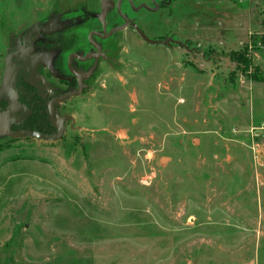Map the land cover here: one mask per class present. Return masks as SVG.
<instances>
[{"label":"rangeland","instance_id":"rangeland-1","mask_svg":"<svg viewBox=\"0 0 264 264\" xmlns=\"http://www.w3.org/2000/svg\"><path fill=\"white\" fill-rule=\"evenodd\" d=\"M118 1L0 0V87L9 55V88L41 85L64 39L42 78L76 91L54 59L101 48L59 138L0 114V264H264V0H124L91 46Z\"/></svg>","mask_w":264,"mask_h":264},{"label":"water","instance_id":"water-1","mask_svg":"<svg viewBox=\"0 0 264 264\" xmlns=\"http://www.w3.org/2000/svg\"><path fill=\"white\" fill-rule=\"evenodd\" d=\"M121 2H122V0H119L118 10H119L120 14L122 15V17L124 19V23L119 25V26L113 27L109 31H107L105 29L103 33H100L98 31H92L90 33V35H89V39L92 42H93V36L94 35L98 36L99 38H107L110 35H112L113 33L118 32V31H120L122 29H125L129 25L128 19L121 12V7H120ZM129 2L131 4L132 8L135 9V10H140L142 8H145V9H148V10H151V11H155L158 8V5L156 4V2H155V7L154 8L150 7L149 5H147L145 3H142V4L138 5V6H135L132 0H129ZM105 4H106V2H105V0H103V7H102V22L103 23H104V18H105ZM93 45H94V47L97 50L96 53H94V54L93 53H89V54H86L85 56H80V55H77V54H71L68 57V67H69V70L73 73V75L78 79V89L76 91L67 92V93H64L63 95H61L59 97L53 98V99L50 100V102L48 104V111H49L50 119H51L52 123L55 125V127L57 128V133L56 134H46V133H40V132H36V131H29V130L10 132L8 130L9 124L18 123V122L24 120L29 115L28 108L20 106V105H17L14 91L8 88V84H9L11 78H12V70H11V67H10L11 55L8 56L7 64H6V72H5V75H4V78H3L2 86L0 88V99L6 98V99H8L10 101L11 106H12L13 109L24 111V114L22 116H20L19 118L9 119V120H7L5 122L4 128H5V131L7 132L8 135H10L12 137L31 136V137H38V138H44V139H57V138L60 137V135L62 134V128L56 123L54 112H53V105H54V103L61 102V101H63L66 98H69L71 96H75L81 91V89H82V79H81L80 75L73 68L72 60L75 58V59H77L79 61H84V60H87L90 57H98L100 55V53H101V48L94 42H93ZM34 74H35V72H34V59H33L32 60V75H34ZM165 160H166L165 157L161 158V162L165 161Z\"/></svg>","mask_w":264,"mask_h":264},{"label":"trees","instance_id":"trees-1","mask_svg":"<svg viewBox=\"0 0 264 264\" xmlns=\"http://www.w3.org/2000/svg\"><path fill=\"white\" fill-rule=\"evenodd\" d=\"M260 43L264 45V36L261 37ZM69 45L70 44L64 43L65 47ZM64 61H65L64 57L60 55L56 59L57 66H59L62 69H66ZM50 68H52V64ZM65 77L66 75H63L62 77L63 80L62 79L60 80L66 84L71 82V81L66 82ZM73 80L75 81V79ZM13 86H14L13 90L16 97V103L18 105L28 108L30 114L23 121L11 125V128L14 130H29L40 133L52 134L54 130H56V127L51 122L48 111V103L51 99L60 96V94L61 95L64 94V92H62V90L60 89L49 88V87L40 89V87H38L34 82L29 81L27 77L22 74H20V76L18 77V79H16V81H14ZM57 105L58 103L53 105L54 111ZM6 109H9V102L7 99L2 98L0 99V111ZM17 113L20 114L19 111Z\"/></svg>","mask_w":264,"mask_h":264},{"label":"flooded vegetation","instance_id":"flooded-vegetation-1","mask_svg":"<svg viewBox=\"0 0 264 264\" xmlns=\"http://www.w3.org/2000/svg\"><path fill=\"white\" fill-rule=\"evenodd\" d=\"M124 0H122V2H123ZM128 2H129V0H127ZM122 2H121V5H122ZM118 3H119V1H118ZM134 3V2H133ZM129 4H130V2H129ZM121 5H120V7H121ZM135 5V4H134ZM130 6H131V4H130ZM136 6V5H135ZM138 6V5H137ZM154 6H155V3H154ZM131 8H132V6H131ZM154 8V7H153ZM133 9V8H132ZM142 9H145V8H142ZM117 10H118V4H117ZM133 10H135V9H133ZM135 11H137V10H135ZM151 11V10H150ZM118 12H119V10H118ZM152 12H154V11H152ZM119 14H120V12H119ZM120 16H122L121 14H120ZM123 21H124V19H123ZM124 23V22H123ZM21 35H23V33L21 34ZM94 37H98V36H96V35H94L93 36V39H94ZM99 38V37H98ZM59 40H61V39H59ZM80 40H77V39H75V41H74V46H73V49L74 50H71L69 53H68V57L71 55V54H76L78 51V46H81V43H79V44H77L78 42H79ZM64 43H66V41H64V39H62L61 41H59V42H57L56 43V46H60V48H61V45L62 44H64ZM69 43H71V41L69 42ZM68 43V44H69ZM89 43H90V39H89ZM77 44V45H76ZM42 45V44H41ZM44 45V44H43ZM90 45L91 46H93L91 43H90ZM49 46V47H48ZM56 46H54V45H52V46H50V45H47V44H45L44 45V48H42V49H44V51L46 50V48H48V49H50V51L49 52H52L53 51V49H55V47ZM46 47V48H45ZM68 47V46H67ZM94 47V46H93ZM95 48V47H94ZM42 49H40L39 50V53H41L42 55H45V61L43 62V61H41V64H43L46 68L45 69H47L48 71H46V70H44L43 69V71L40 69V68H38V78L36 79V81L37 80H39V81H41L42 83H41V85H37L36 83L38 82H35V84L38 86V87H43V88H50V86H51V84L50 83H48L49 81H47V80H45V78H42L43 76H42V74L43 73H46V72H49L50 73V71H52L51 69L52 68H50L51 67V63H50V61H49V59H47V54H45V53H43V52H41V50ZM96 49V48H95ZM58 50H59V48H58ZM66 50H68V49H66ZM47 51V50H46ZM97 51V50H96ZM41 54H39V55H41ZM59 54H62V51L59 53ZM41 55V56H42ZM50 55V54H49ZM78 55V54H77ZM59 56H56V58L54 59V63H55V65L57 66V63H56V59L58 58ZM68 57H67V60H68ZM89 59V58H88ZM74 61H79V60H77V59H73L72 60V65H73V67H74V69H75V71H76V68H75V65H74ZM85 61V60H84ZM67 67V66H66ZM65 67V68H66ZM57 68H58V72H60L59 74H57V75H61V79H62V77H63V75H68L67 77H65V78H68L70 81L71 80H73V79H75L76 80V82H77V85H78V79L73 75V73H71L70 71H69V69H68V67L66 68V69H62V68H60L59 66H57ZM65 70H67V72H69V74L65 71ZM64 71H65V74H64ZM36 72H37V69L35 70V74H36ZM63 72V73H62ZM77 72V71H76ZM78 73V72H77ZM52 74V73H51ZM79 74V73H78ZM71 75V76H70ZM54 76V75H53ZM42 78V80H40ZM27 79H28V77H27ZM29 80V79H28ZM30 81V80H29ZM68 86H69V83H68ZM1 88V87H0ZM9 88V87H8ZM9 89H11V88H9ZM77 89H78V86H77ZM11 90H13V88L11 89ZM14 91V90H13ZM69 92H73V91H69ZM67 93V92H66ZM63 95V94H62ZM61 96V95H60ZM59 97V96H58ZM56 98V97H55ZM6 99V98H5ZM8 100V99H7ZM8 102H9V109H6V110H1L0 111V114L3 112H7V111H19L20 112V114H18L17 115V117H15V118H19L20 116H22L23 114H24V111H22V110H15V109H13L12 108V106H11V103H10V101L8 100ZM50 102V101H49ZM57 103H59V102H57ZM17 104V103H16ZM49 104V103H48ZM54 104H56V103H54ZM18 105V104H17ZM21 106V105H20ZM24 107V106H23ZM29 110V109H28ZM53 112H54V110H53ZM29 114H30V111H29ZM29 116V115H28ZM27 116V117H28ZM26 117V118H27ZM15 118H12V119H15ZM25 118V119H26ZM7 120H9V119H7ZM6 120V121H7ZM23 121V120H22ZM21 122V121H20ZM52 122V121H51ZM19 123V122H18ZM13 124H16V123H12V124H9V126H8V130L10 131V132H17V131H22V130H14V129H12L11 128V125H13ZM54 125V124H53ZM55 126V125H54ZM6 132V131H5ZM6 134H7V132H6ZM8 135V134H7ZM8 136H10V135H8ZM12 137V136H11Z\"/></svg>","mask_w":264,"mask_h":264},{"label":"crops","instance_id":"crops-1","mask_svg":"<svg viewBox=\"0 0 264 264\" xmlns=\"http://www.w3.org/2000/svg\"><path fill=\"white\" fill-rule=\"evenodd\" d=\"M51 5H53V4H51ZM52 10V9H51ZM54 27V26H53Z\"/></svg>","mask_w":264,"mask_h":264}]
</instances>
